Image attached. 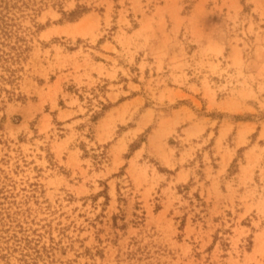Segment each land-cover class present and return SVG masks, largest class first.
I'll use <instances>...</instances> for the list:
<instances>
[{
  "label": "rangeland",
  "instance_id": "1",
  "mask_svg": "<svg viewBox=\"0 0 264 264\" xmlns=\"http://www.w3.org/2000/svg\"><path fill=\"white\" fill-rule=\"evenodd\" d=\"M0 264H264V0H0Z\"/></svg>",
  "mask_w": 264,
  "mask_h": 264
}]
</instances>
